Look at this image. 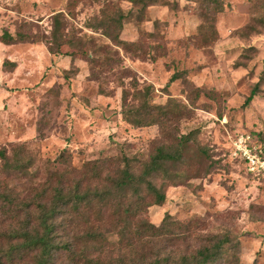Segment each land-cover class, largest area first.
<instances>
[{
    "label": "rangeland",
    "instance_id": "1",
    "mask_svg": "<svg viewBox=\"0 0 264 264\" xmlns=\"http://www.w3.org/2000/svg\"><path fill=\"white\" fill-rule=\"evenodd\" d=\"M221 1L218 38L207 26L208 40L198 30L204 0H159L142 13L129 0H0V34L28 37L0 41V146L11 154L23 143L33 157V175L12 183L20 188L87 160L113 158L105 166L111 170L123 156L137 171L159 143L175 142L181 152L175 169L183 174L145 214L161 227L175 219L182 225L175 230L189 232L168 242L166 252L228 233L239 241L242 263L264 264V179L233 153L235 135L264 130V79L244 103L264 72V0ZM117 8L126 13L123 26H110L108 35L100 25ZM117 36L127 44L116 43ZM59 43V51H49ZM5 58L16 65L4 67ZM174 71L182 77L165 86ZM143 99L170 100L167 113L153 109L158 122L144 125L124 119V109ZM106 236L116 234L108 229ZM54 261L67 263L62 255ZM18 264H32L31 257Z\"/></svg>",
    "mask_w": 264,
    "mask_h": 264
},
{
    "label": "trees",
    "instance_id": "2",
    "mask_svg": "<svg viewBox=\"0 0 264 264\" xmlns=\"http://www.w3.org/2000/svg\"><path fill=\"white\" fill-rule=\"evenodd\" d=\"M129 1L142 13L159 0ZM204 1L205 11L198 30L209 40L205 30L207 26L212 27L218 38L215 14L223 9V3L221 0ZM117 11L100 25L108 35L110 26L118 31L122 29L126 13L121 8ZM61 12L54 13V36L60 31L58 16ZM27 38L20 31L12 34L5 29L0 34V41L4 43ZM115 42L127 44L128 41L117 36ZM59 45L56 49L50 44L47 47L54 52L59 51ZM2 65L13 68L16 63L5 58ZM182 75V71L172 72L165 86ZM263 79L264 72L251 87L245 104L257 94ZM122 98L126 106L124 92ZM168 102L149 104L143 99L137 108L124 109V119L137 125L158 122L153 109L166 114ZM250 133L264 139V130ZM11 150L9 154L5 146H0V164L5 172V178L0 179V264H18V260L28 256L32 264H54L57 255L64 256L66 264H213L221 260L228 264H259L255 260L242 263L239 241H233L228 233L206 236L205 242L189 251L166 252L168 242H175L189 232L175 230L182 226L175 219L168 218L161 227L145 214L150 204L164 202L165 186L175 184L183 174L175 169V163L181 161L175 142L159 143L137 171L127 156L122 157V165L111 170H106L105 166L113 162V158L87 160L79 168L70 166L58 170L20 188L12 183V178L31 177L33 157L25 153L23 143L11 146ZM62 157L64 153L57 158ZM155 178L161 180L159 184ZM108 229L116 234L115 239L108 240Z\"/></svg>",
    "mask_w": 264,
    "mask_h": 264
},
{
    "label": "built area",
    "instance_id": "3",
    "mask_svg": "<svg viewBox=\"0 0 264 264\" xmlns=\"http://www.w3.org/2000/svg\"><path fill=\"white\" fill-rule=\"evenodd\" d=\"M233 153L244 162L250 173L264 178V139L250 132H240L233 139Z\"/></svg>",
    "mask_w": 264,
    "mask_h": 264
}]
</instances>
